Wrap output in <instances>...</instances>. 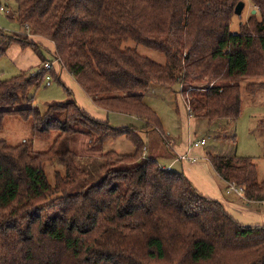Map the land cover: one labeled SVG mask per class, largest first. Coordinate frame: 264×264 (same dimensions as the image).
Listing matches in <instances>:
<instances>
[{"label": "trees", "instance_id": "obj_1", "mask_svg": "<svg viewBox=\"0 0 264 264\" xmlns=\"http://www.w3.org/2000/svg\"><path fill=\"white\" fill-rule=\"evenodd\" d=\"M11 1L17 6L11 20L29 35L21 39L3 29L0 57L18 43L31 47L42 63L0 77V130L15 115L31 120L33 133L18 145L0 139V264H264V224H242L183 171L144 153L142 135L150 128L163 132L144 99L153 84L184 86L190 116L210 123L239 119L241 81L250 80V95L264 91V0H251L257 14L238 32L231 24L240 0ZM30 35L54 43L53 58L98 106L136 116L144 127L96 119L75 98L45 111L33 106L31 90L59 75L55 66L45 68L42 46ZM128 40L164 54L166 63L124 47ZM259 126L264 128V119ZM219 128L218 137L227 138ZM55 132L48 149L32 152L34 138ZM77 134L96 145L126 136L135 150L103 153V180L70 193L87 181L71 147ZM208 158L227 184L243 187L248 200L264 201V181L252 157ZM47 162L65 171L56 172L54 183Z\"/></svg>", "mask_w": 264, "mask_h": 264}, {"label": "rangeland", "instance_id": "obj_2", "mask_svg": "<svg viewBox=\"0 0 264 264\" xmlns=\"http://www.w3.org/2000/svg\"><path fill=\"white\" fill-rule=\"evenodd\" d=\"M242 1L245 2L242 15H235L232 19L231 29L234 32L239 31L242 22H245L251 15L257 14V8L251 0ZM1 4L4 6L8 5L15 14L17 6L14 1L0 0V5ZM12 16H14L12 12L10 15H7L0 10V26L4 28L5 32H11L21 39L29 35L23 28L21 29L18 23L11 20ZM45 41L50 42L47 39ZM50 43L43 44L45 47H42V51L46 59L53 61V50L48 47V45L52 46ZM15 44L16 43H12L5 55L0 57V77L2 79L10 78L22 72V69L19 68L16 63V61L20 59V53L16 51L17 45ZM123 46L135 48L140 54L156 62L162 64L166 63L164 54L137 41L128 40ZM58 63L60 64H55V70L59 75V79L53 78L51 81L45 80L39 88L31 90V94L34 95L33 106H37L42 111H45L50 104L65 103L70 98L78 99L77 97H79V101H85L86 103V105L83 104L84 110L92 117L99 119L95 116L99 117L98 113L100 110L95 107L89 95L75 78L73 79L77 85L74 86L72 82L70 83L71 73L64 68L60 60ZM61 68H63V72L60 76ZM35 69L36 68L33 67L32 71ZM248 81L250 80L244 79L241 81L242 112L239 119L235 122L228 119H219L213 123H210L205 117L196 118L190 116L187 110L188 105L186 106L185 103L187 102L185 96L181 94L184 86L171 87L161 84L151 85L150 88L144 92V99L157 112L163 132H158V130H153L151 128L142 131L143 138L146 141L144 153L158 158L162 165H169L171 161L166 157L173 158L175 154L172 150L173 148H171L174 146L172 142L173 138L178 140L177 144L184 143L188 146L191 141L193 142L201 139V137L204 136L207 139V144L201 148H193V150L205 149L215 155L237 154L240 156L252 157L258 166V179L259 181H264V128L259 126L260 120L264 119V91L258 90L256 94L250 95L245 90ZM77 90H79V92ZM124 117L127 118L123 113L116 114L109 112L108 115H106V119H108L112 125H120L117 127L129 125L130 119L121 126L120 119ZM136 126L141 129L144 127V123ZM218 127H220L219 130H221L220 136L227 138H219L218 135H215L216 133L214 132ZM146 130H153L155 132L146 133ZM168 133L172 138L166 135ZM56 135L57 132L53 133L48 139L34 138L31 147L32 152L48 149ZM234 135L235 140L233 137ZM30 138H33L31 120H25L15 115H8L6 117L4 127L0 130V139L7 140L10 145H18ZM71 147L77 154L78 165L87 172V181H78L70 188V193L81 191L86 183L93 184L103 180L105 177V173L101 169L103 164L101 155L103 153L108 151L132 153L135 150L134 143L126 136L111 138L106 140L102 145H96L86 134H77L73 137ZM187 151L188 149H186V152ZM192 153L196 156L193 151ZM202 162L208 164V166L211 165L210 162H207L206 159L203 158L198 161V164H202ZM173 168L178 171H183L180 162L176 163ZM45 171L51 183L55 182L57 171H61L62 173L65 172L60 165L50 162L45 163ZM213 176H215V174ZM215 180L217 183L219 182L216 177ZM205 189L206 188H202V190ZM202 194L205 195L204 193ZM208 197L216 199L211 196Z\"/></svg>", "mask_w": 264, "mask_h": 264}, {"label": "crops", "instance_id": "obj_3", "mask_svg": "<svg viewBox=\"0 0 264 264\" xmlns=\"http://www.w3.org/2000/svg\"><path fill=\"white\" fill-rule=\"evenodd\" d=\"M22 28L23 27H21V29ZM30 39L35 40L42 47H45L43 44H47L51 42L48 39L47 40L50 42L45 41L46 40L45 38H42L39 36H33V35H30ZM50 44L52 46L48 45V47L52 48L54 52V43L51 42ZM15 45H17L16 51H19L20 53V56H19L20 59H18L16 63L19 66V68L22 69V71H28V70L32 71L33 67L37 69L40 66V64L42 63V60L40 56L31 47H23L21 44H18V43H16ZM48 60L49 59H47L46 61ZM62 72H63V68H61L60 76ZM73 78L75 77L72 75L70 78V83L72 82L73 85L75 86L77 84L76 82H74ZM77 91L79 92V90ZM89 97L91 98L92 102L95 104V107L100 110L98 113L99 117L98 116H95V117L105 120L106 115H108L109 112L106 111L104 108L102 109V107L98 106L90 95ZM77 98L78 99L75 98L77 104L84 109L83 104L86 105L85 101H79V97ZM112 113H116V112H112ZM116 114H119V113H116ZM125 115L127 116V118L124 117L120 119L121 126H123V124L129 119H130L129 125H132V124L142 125L143 121H141L138 117L133 116V115L130 116L127 114ZM117 126H120V125H117ZM145 132L152 133L155 131L146 130ZM215 132H216L215 135H218L217 133L218 131H215ZM166 135L172 138V136L169 133ZM201 139H206V138L203 136L201 137ZM201 139H198V141ZM172 142L174 146L171 148H173L172 150L175 154L173 158L166 157L167 159L171 161L169 165L167 166H171L173 168V166L176 163L180 162L183 172L185 173V175H187L190 181L198 188V190L204 193L205 195L214 197L217 200L221 201L225 205V207L242 224H245V225L264 224V201H260V202L251 201L244 197L245 196L244 193H238V192H235L234 190H231L232 184H227L216 173L214 168H212L213 166L208 159V153H211V152L210 151L208 152L205 149H202V150L194 149L193 150V148H201L202 146L206 145L207 139L204 145H200L197 147L193 145L192 141L190 144H188V146L184 143L177 144L178 140H176L175 138H173ZM186 149H188L187 152H186ZM192 151L194 152V154H196V156L193 155ZM182 155H184L185 158H181ZM202 158L206 159L207 162H210L211 165L208 166V164L203 163V162L202 164H198V161ZM213 173L215 174V176H213L214 175ZM258 174H259V171H258ZM215 177L216 179L219 180L218 183L216 182ZM202 188H206V189L202 190Z\"/></svg>", "mask_w": 264, "mask_h": 264}, {"label": "built area", "instance_id": "obj_4", "mask_svg": "<svg viewBox=\"0 0 264 264\" xmlns=\"http://www.w3.org/2000/svg\"><path fill=\"white\" fill-rule=\"evenodd\" d=\"M0 10L3 13L7 14V15H10L11 12H12L8 5L4 6V5L1 4L0 5ZM2 30H3V28L0 26V36H1ZM58 62H59V59L55 58L53 61H51V60L46 61L44 66H45L46 69H51L53 66H55V64H60ZM47 78L51 79L50 75H48ZM205 143H206V139H201L199 141L198 140L197 141H193V145L196 146V147L200 146V145H204ZM181 158H185V156L182 155ZM170 167L171 166H168V168H170ZM231 190H234L235 192H238V193H244V188L243 187H238V186H235V185H231Z\"/></svg>", "mask_w": 264, "mask_h": 264}, {"label": "water", "instance_id": "obj_5", "mask_svg": "<svg viewBox=\"0 0 264 264\" xmlns=\"http://www.w3.org/2000/svg\"><path fill=\"white\" fill-rule=\"evenodd\" d=\"M244 6H245V2L244 1L241 0V1L238 2L237 6H236V9H235V12H236V14L238 16L242 15V10H243ZM254 12H255V10H254Z\"/></svg>", "mask_w": 264, "mask_h": 264}]
</instances>
